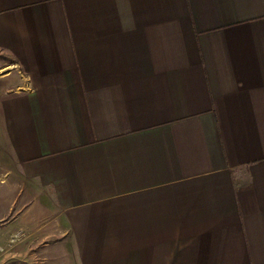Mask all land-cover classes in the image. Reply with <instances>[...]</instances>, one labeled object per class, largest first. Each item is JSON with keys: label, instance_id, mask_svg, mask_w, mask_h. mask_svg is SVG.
I'll use <instances>...</instances> for the list:
<instances>
[{"label": "crops", "instance_id": "obj_1", "mask_svg": "<svg viewBox=\"0 0 264 264\" xmlns=\"http://www.w3.org/2000/svg\"><path fill=\"white\" fill-rule=\"evenodd\" d=\"M12 233L0 264H264V0H0Z\"/></svg>", "mask_w": 264, "mask_h": 264}, {"label": "rangeland", "instance_id": "obj_2", "mask_svg": "<svg viewBox=\"0 0 264 264\" xmlns=\"http://www.w3.org/2000/svg\"><path fill=\"white\" fill-rule=\"evenodd\" d=\"M17 236L15 235V233H12V235L9 238V243L4 245L3 243L0 242V262L4 259L7 258V247L11 248L13 245L17 244V240H16ZM3 248V250L1 249ZM12 259V257H11ZM14 260H17V257L15 256V258H13Z\"/></svg>", "mask_w": 264, "mask_h": 264}, {"label": "built area", "instance_id": "obj_3", "mask_svg": "<svg viewBox=\"0 0 264 264\" xmlns=\"http://www.w3.org/2000/svg\"><path fill=\"white\" fill-rule=\"evenodd\" d=\"M3 250V248H1Z\"/></svg>", "mask_w": 264, "mask_h": 264}]
</instances>
